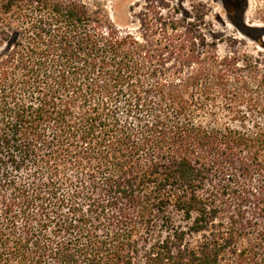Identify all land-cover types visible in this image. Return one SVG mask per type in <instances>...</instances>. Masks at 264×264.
<instances>
[{
    "label": "trees",
    "instance_id": "trees-1",
    "mask_svg": "<svg viewBox=\"0 0 264 264\" xmlns=\"http://www.w3.org/2000/svg\"><path fill=\"white\" fill-rule=\"evenodd\" d=\"M162 19L0 0V264H264V71Z\"/></svg>",
    "mask_w": 264,
    "mask_h": 264
},
{
    "label": "rangeland",
    "instance_id": "rangeland-1",
    "mask_svg": "<svg viewBox=\"0 0 264 264\" xmlns=\"http://www.w3.org/2000/svg\"><path fill=\"white\" fill-rule=\"evenodd\" d=\"M120 30L139 35L140 21L154 15L173 20L179 31L195 28L207 42H213L220 56H237L242 65L257 62L264 71V0H85ZM247 12L249 17H247ZM253 23L263 26H252ZM190 24H192L190 26ZM158 25V23H157ZM151 24L150 38L159 37L161 28ZM167 30L171 31L170 26ZM16 35H13L14 40ZM197 44L199 39L196 40ZM201 46V42L198 47ZM5 46H0V56Z\"/></svg>",
    "mask_w": 264,
    "mask_h": 264
},
{
    "label": "flooded vegetation",
    "instance_id": "flooded-vegetation-1",
    "mask_svg": "<svg viewBox=\"0 0 264 264\" xmlns=\"http://www.w3.org/2000/svg\"><path fill=\"white\" fill-rule=\"evenodd\" d=\"M247 17H249V13L247 12ZM252 26H263V24H256V23H253Z\"/></svg>",
    "mask_w": 264,
    "mask_h": 264
}]
</instances>
